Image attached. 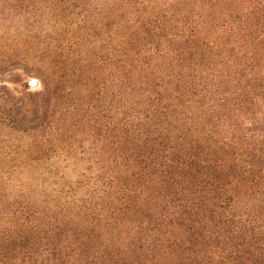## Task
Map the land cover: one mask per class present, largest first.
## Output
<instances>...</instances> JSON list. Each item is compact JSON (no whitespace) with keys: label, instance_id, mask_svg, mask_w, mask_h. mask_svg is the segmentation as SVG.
I'll list each match as a JSON object with an SVG mask.
<instances>
[{"label":"trees","instance_id":"trees-1","mask_svg":"<svg viewBox=\"0 0 264 264\" xmlns=\"http://www.w3.org/2000/svg\"><path fill=\"white\" fill-rule=\"evenodd\" d=\"M2 25L64 95V158L0 264H264V0H0Z\"/></svg>","mask_w":264,"mask_h":264},{"label":"rangeland","instance_id":"rangeland-1","mask_svg":"<svg viewBox=\"0 0 264 264\" xmlns=\"http://www.w3.org/2000/svg\"><path fill=\"white\" fill-rule=\"evenodd\" d=\"M8 29L0 26V38ZM32 64L0 44V226L9 229L35 222L33 208L43 219L59 198L64 95L40 79Z\"/></svg>","mask_w":264,"mask_h":264}]
</instances>
